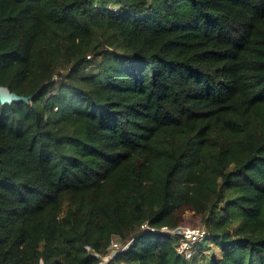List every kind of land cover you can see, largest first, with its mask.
Segmentation results:
<instances>
[{
    "label": "trees",
    "instance_id": "1",
    "mask_svg": "<svg viewBox=\"0 0 264 264\" xmlns=\"http://www.w3.org/2000/svg\"><path fill=\"white\" fill-rule=\"evenodd\" d=\"M0 87V264H264V0H0Z\"/></svg>",
    "mask_w": 264,
    "mask_h": 264
},
{
    "label": "built area",
    "instance_id": "2",
    "mask_svg": "<svg viewBox=\"0 0 264 264\" xmlns=\"http://www.w3.org/2000/svg\"><path fill=\"white\" fill-rule=\"evenodd\" d=\"M144 228H146L148 231L154 232V229L152 228L149 227H144ZM160 232L177 235L180 238L179 244L176 248V253L186 260H189L193 257L196 246L206 237V231L203 226L200 227L181 226L175 229H169L167 227H163L160 230ZM85 249L89 251V247H86ZM111 249H112L111 251H115L116 249H118V245L116 243H113L111 245ZM109 260H110L109 255H107L101 258V262L99 264H107Z\"/></svg>",
    "mask_w": 264,
    "mask_h": 264
},
{
    "label": "water",
    "instance_id": "3",
    "mask_svg": "<svg viewBox=\"0 0 264 264\" xmlns=\"http://www.w3.org/2000/svg\"><path fill=\"white\" fill-rule=\"evenodd\" d=\"M29 98L18 96L14 93H11L6 87H0V104L8 105L13 102H28ZM116 252L111 251L109 253V258H113Z\"/></svg>",
    "mask_w": 264,
    "mask_h": 264
},
{
    "label": "rangeland",
    "instance_id": "4",
    "mask_svg": "<svg viewBox=\"0 0 264 264\" xmlns=\"http://www.w3.org/2000/svg\"><path fill=\"white\" fill-rule=\"evenodd\" d=\"M187 216L190 217V214L187 213ZM186 227H190V226H186ZM214 250H215V249H214ZM215 255L218 256V257H219V255H220V254L217 252V250H215Z\"/></svg>",
    "mask_w": 264,
    "mask_h": 264
}]
</instances>
